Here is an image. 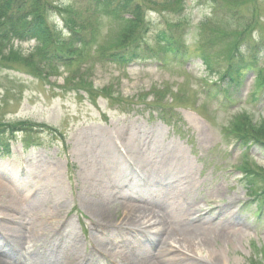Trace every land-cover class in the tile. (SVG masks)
I'll return each instance as SVG.
<instances>
[{
    "label": "rangeland",
    "instance_id": "rangeland-1",
    "mask_svg": "<svg viewBox=\"0 0 264 264\" xmlns=\"http://www.w3.org/2000/svg\"><path fill=\"white\" fill-rule=\"evenodd\" d=\"M50 2L84 9L75 0ZM158 7L143 10V25L119 24L97 14V33L84 55L50 73L34 66L39 55L33 40L9 43L18 52L14 57L6 49L8 66L0 68V121L28 120L58 131L40 132V146L25 150L18 143L8 153H0V206L7 205L6 193L19 196L16 218L3 212L0 220L25 229L21 244L11 241L12 249L27 251L35 264L40 251L49 256V264H63L75 256L84 264H194V260L264 264V151L230 139L232 127L240 132L246 118L249 133L264 140L259 127L264 121V89L250 72L229 94L233 103L223 107L218 103L222 94L213 84L232 53L249 52L244 41L259 45L263 54L258 65H264V0H182ZM47 16L58 37L65 38L62 15L53 9ZM167 27L170 33L178 31L184 41L181 63L143 66L137 61L124 66L98 56L101 47L116 49L119 43L125 47L136 40L140 51L156 48V31ZM155 90L165 96L153 104ZM123 130L135 139L127 144L138 148H132L125 161L109 144ZM132 151H137L135 157ZM116 156L124 161L119 164L122 177L101 168L111 166ZM20 167L25 172L19 174ZM243 167L247 170L241 173ZM7 168L13 170L9 182ZM114 185L153 202V215L145 209L152 221L157 219L150 224L171 231L192 223L209 235L208 241L191 240L189 250L182 251L186 255L165 263L160 259L171 257L159 253L156 242L139 233L133 241L131 230L109 232L122 215L115 210L96 213L93 203L114 197L109 195ZM22 198L31 202L24 204ZM37 198L44 215L39 220L33 218ZM169 199L201 207L194 214L198 217L186 221L181 212L164 204ZM33 221L44 222L46 229L36 232L39 226L33 227ZM96 224L108 228L97 243L101 250L111 251V258H99L87 248ZM137 228L144 231L146 224L138 223ZM14 251L8 249L0 256L12 261Z\"/></svg>",
    "mask_w": 264,
    "mask_h": 264
},
{
    "label": "trees",
    "instance_id": "trees-1",
    "mask_svg": "<svg viewBox=\"0 0 264 264\" xmlns=\"http://www.w3.org/2000/svg\"><path fill=\"white\" fill-rule=\"evenodd\" d=\"M156 0H75L82 4L83 10L74 8L73 6H62L60 4H51L50 0H0V68L7 67L9 62V49L10 54L14 57L18 54L17 51L12 49L9 45L11 42H20L27 40L35 41L36 54L39 55L34 64L35 67L41 68L45 73H50L59 68V65H67L68 61L78 59L84 55L87 45L94 41L97 31V17L94 13L103 12L106 16L112 18L117 23H136L143 25L144 21V8L151 7L158 9L163 4H173L182 0L166 1L163 3H156ZM249 1V0H248ZM246 2V1H241ZM162 7V6H161ZM53 9L62 15V21L65 29V38L58 37L55 26L49 23L48 14ZM160 9V8H159ZM94 15V16H93ZM176 30H177V25ZM175 28V27H174ZM170 29L157 31L156 38L158 39L157 45L163 44L166 52L179 51V44L182 43L179 35L174 36L170 34ZM175 31V30H174ZM138 40L129 44L128 46L121 47V43L113 48L101 47L99 55L101 60L108 62L126 64L137 59H151L155 54L146 53L138 50ZM8 47V49H7ZM259 45L253 47L247 46L246 50L250 48L249 52L244 57L243 55L231 56L227 59L228 62L220 78H222L224 91L228 92V88L232 84L237 83L244 73L251 70L256 72V79L259 81V88L264 89V65H258L259 55L256 49ZM7 49V50H6ZM209 59L208 56H206ZM262 57V56H261ZM15 57V59H17ZM177 61L180 58L175 57ZM209 64V61H205ZM83 84H86L83 82ZM241 131L234 130L239 139L240 145L261 147L264 151V140L258 135L249 133L251 130L250 123L243 120ZM261 134H264V121L259 126ZM36 124L32 121H15L5 122L0 121V143H7L21 132L22 138L25 142H31L32 136L30 133L35 132ZM244 133H241L242 131ZM264 154V153H263ZM246 161V157H245ZM246 164V163H245ZM244 169V167H243ZM247 170V169H245ZM264 170V169H263Z\"/></svg>",
    "mask_w": 264,
    "mask_h": 264
},
{
    "label": "bare ground",
    "instance_id": "bare-ground-1",
    "mask_svg": "<svg viewBox=\"0 0 264 264\" xmlns=\"http://www.w3.org/2000/svg\"><path fill=\"white\" fill-rule=\"evenodd\" d=\"M125 137L123 135H117L116 138L114 139V141L111 143V148H114L116 150H119V148H122L124 150H126L127 152H129L131 148L130 145H127V143L125 142L126 140H124ZM129 140L131 139V137L128 138ZM110 143V142H109ZM113 150V149H112ZM133 154H135L133 152ZM119 158L118 156H116V160H115V166H117L118 164L123 163L122 159ZM93 170V169H92ZM105 171V170H104ZM107 171V170H106ZM8 173V176H6V180H8L9 182V176H10V171L7 170L6 171ZM94 173V171H93ZM56 173L52 174L55 175ZM95 174V173H94ZM54 177V176H53ZM56 177V175H55ZM13 180V179H12ZM11 180V181H12ZM17 181V180H15ZM3 192V191H2ZM105 199V197H103ZM6 200L3 202L4 204L7 205H2L0 206V219L3 218L4 214L3 212H7L8 218L11 215L12 218H16V214L15 211L18 210L17 208V203H18V199L19 196L18 195H12L9 193H6ZM23 203H28V198H22ZM31 202V200L29 201V203ZM34 210H36V214L34 215V219L35 220H39L42 219V217H44L43 213H42V207H38V203H39V198L34 200ZM32 203V204H33ZM95 208L93 209L96 213L98 211V213L100 214H104L106 215L107 212H110L112 210H115L116 212L119 211L123 217V219L116 223L114 226H111L110 229L111 230H123L124 228L127 229H131L134 230L138 227V223L141 224H146V229L144 231H140L139 232V228H137V230L134 231V240L136 241V234L139 233L140 236L143 239H148V240H152L154 242H156V244L158 243L159 247H160V251L159 253H164L165 256H169L171 258L169 259H160L163 262H169L172 257L177 258L178 256H184L187 253L182 252V251H188L189 248L191 246V240L193 241L195 238L199 239L200 241L207 242L209 239V235L207 233H203L197 231L192 223L189 226H185V224L181 225V228L179 229H171V231H164L163 229V225L162 224H150L155 222L157 219H153V216L149 215L150 213L153 215L154 213L153 210H155L156 206L150 202L147 201V199L144 198H136V197H132L130 195L124 196L121 195L120 193L116 192V195L114 197H111V199H109V201H99V202H95L93 203ZM165 204L173 209L178 211L179 213L181 212L183 214V218L186 221H191L196 213L200 212L201 207L197 206V205H193V207H187L184 205H180L178 204L176 201H173L171 199L167 200L165 202ZM149 206V207H146ZM10 206V207H9ZM152 206V208H151ZM151 209L152 211L150 213L147 214V210L145 209ZM160 208V207H158ZM11 212V214H9ZM111 213V212H110ZM156 213V212H155ZM7 219L6 220H0V226L4 229L3 231H6L10 236V238H14L16 242L21 241V234L22 231H25V229H22L19 225H12L9 226L7 225ZM152 221V222H151ZM150 222V223H149ZM34 226H39V227H35L34 230L36 232L39 231H44L46 229V226L44 224V222H38V221H33V227ZM107 228L101 227V226H96L94 227V231H95V235L92 236L94 238H96L97 233H102L103 231H106ZM145 233V236H143V233ZM138 234V235H139ZM2 239H0V245L2 244L1 242ZM144 243V241H143ZM180 243H182L183 245H181ZM193 246V243H192ZM176 249H180L181 252L176 253L175 252V248ZM91 250L97 254V247L93 244ZM48 258V256L44 253H39V260L38 262H36L37 264H48L46 263V259ZM17 260H20L17 256L14 258L13 262L14 263H3L1 262V258H0V264H15V262ZM194 264H206L203 263V261H200L197 263V261H193ZM83 264L82 259H80V257L75 256L74 258H70L69 261L64 262L63 264Z\"/></svg>",
    "mask_w": 264,
    "mask_h": 264
}]
</instances>
